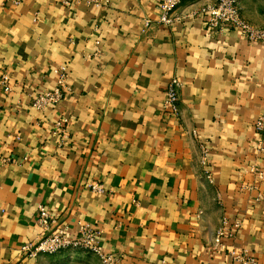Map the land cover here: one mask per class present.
<instances>
[{
  "label": "crops",
  "instance_id": "1",
  "mask_svg": "<svg viewBox=\"0 0 264 264\" xmlns=\"http://www.w3.org/2000/svg\"><path fill=\"white\" fill-rule=\"evenodd\" d=\"M217 1L188 0L165 25L158 0H0V264L77 258L22 254L40 205L72 234L92 226L119 264H234L241 251L264 264V42L208 34ZM238 1L264 28V0ZM62 66L69 90L36 109Z\"/></svg>",
  "mask_w": 264,
  "mask_h": 264
},
{
  "label": "built area",
  "instance_id": "2",
  "mask_svg": "<svg viewBox=\"0 0 264 264\" xmlns=\"http://www.w3.org/2000/svg\"><path fill=\"white\" fill-rule=\"evenodd\" d=\"M86 2L89 6L101 8L110 0H61L65 5L72 3ZM160 10V22L170 25L174 14L180 6L188 0H158ZM202 15L205 19V28L210 35H220L232 30L242 32L252 43L264 42V28L258 29L248 24L242 17L241 8L238 0H218L216 4L206 7ZM151 22L147 23L151 27ZM59 76L58 87L41 95L35 102L34 107L38 110L46 109L52 105L60 103L68 88V68L62 66L56 72ZM7 80V79H6ZM180 81L173 80L168 88L167 107L177 110L179 103ZM259 130L264 127V118L257 123ZM59 130L63 131V123L57 124ZM91 190L103 193V187L95 185ZM37 225L40 228L39 237L33 242L26 244L22 249V254L26 257L36 258L41 255L54 256L70 251L87 250L102 258L105 264H119L116 256L105 255L99 245V232L90 225L80 224L76 234H72L67 227L56 226V220L46 206L38 207ZM240 227L239 223L235 224ZM234 264H261L254 256L246 251L233 253Z\"/></svg>",
  "mask_w": 264,
  "mask_h": 264
},
{
  "label": "rangeland",
  "instance_id": "3",
  "mask_svg": "<svg viewBox=\"0 0 264 264\" xmlns=\"http://www.w3.org/2000/svg\"><path fill=\"white\" fill-rule=\"evenodd\" d=\"M68 253L73 254L70 255L71 257H74L75 255V258L77 257L74 260L69 259V261H74L69 262L70 264H105L100 256L95 255L87 250L70 251Z\"/></svg>",
  "mask_w": 264,
  "mask_h": 264
}]
</instances>
